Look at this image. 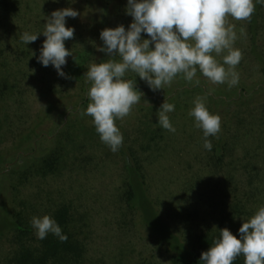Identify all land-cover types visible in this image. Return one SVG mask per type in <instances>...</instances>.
<instances>
[{"label":"rangeland","instance_id":"374dc122","mask_svg":"<svg viewBox=\"0 0 264 264\" xmlns=\"http://www.w3.org/2000/svg\"><path fill=\"white\" fill-rule=\"evenodd\" d=\"M126 6L127 0H0V152L6 153L0 213L19 211L30 226L21 237L14 231L0 237V264H24L16 257L25 250L34 256L25 264H172V252L142 224L140 212L126 204L124 158L130 154L140 159L147 194L159 215L180 238L212 234L219 227L229 230L230 224L235 226L229 231L239 238L242 222L264 206V26L253 48L247 21L227 18L235 26L233 48L242 53L234 86L213 84L197 70L191 82L179 74L170 85L152 91L135 72H126L123 79L135 80L144 95L126 117L116 118L123 142L113 152L92 117L82 113L90 103L89 66L120 59L98 48L103 29L123 25L128 30L133 18ZM68 7L80 14L65 18V26L74 29V37L64 42L73 57L62 66L70 79L37 60L45 40L44 17ZM23 33L41 34L26 45ZM141 38L149 39L143 32ZM226 54L213 56L228 70L222 59ZM197 97L221 118L219 133L206 138L210 151L203 130L189 115ZM163 102L174 105L167 115L175 132L158 123ZM26 131L29 140H20ZM46 151L58 154L57 168L40 175L33 163ZM62 206L68 210L77 254L37 262L40 239L31 220L54 219Z\"/></svg>","mask_w":264,"mask_h":264},{"label":"clouds","instance_id":"9594fccd","mask_svg":"<svg viewBox=\"0 0 264 264\" xmlns=\"http://www.w3.org/2000/svg\"><path fill=\"white\" fill-rule=\"evenodd\" d=\"M254 10L253 0H127L126 14L133 18L128 30L123 25L103 29L100 32L103 46L98 48L108 57L120 59L94 61L86 74L91 81L90 103L86 113L82 114L92 117L102 142L113 152L120 148L123 136L115 120L126 117L144 95L137 90L135 80L123 79L128 71L135 72L152 91L170 85L179 74L191 82L197 70L213 84L236 85L239 76L234 69L242 53L233 48L235 26L228 25L227 18L250 21ZM78 15L76 10L68 7L44 17L42 34L45 40L37 60L44 67L51 64L57 74L66 79L71 77L66 76L62 66L67 63L66 57H73V54L65 48L64 42L74 37V29L65 26V18ZM142 32L149 39H142ZM39 34L23 33L21 39L27 45L35 42ZM224 52L227 54L222 59L228 70L213 56V53ZM173 110V104L163 102L157 111L159 125L171 132H175V128L167 113ZM189 115L195 118L196 127L203 130L204 147L210 151L212 144L206 138L219 133L220 116L210 114L200 97L195 99ZM31 224L38 239L52 233L61 242L67 240L56 221L48 215L33 217ZM218 231L219 238H214L213 245L201 253L203 264H233L240 255L244 257V264H264V206L242 222L239 238L227 228Z\"/></svg>","mask_w":264,"mask_h":264},{"label":"trees","instance_id":"16d2710c","mask_svg":"<svg viewBox=\"0 0 264 264\" xmlns=\"http://www.w3.org/2000/svg\"><path fill=\"white\" fill-rule=\"evenodd\" d=\"M253 3L255 4L254 13L250 21H246L249 40L252 47L255 48L259 29L264 26V0H253ZM262 61L264 62V60ZM30 136L31 132L26 131L21 134L19 139L27 141ZM19 139L17 143L20 141ZM15 147L19 148L18 144ZM5 156L6 153L0 152V168L5 161ZM58 159L59 156L54 151L42 153L33 163L35 172L40 175H46L55 171ZM124 164L127 174L126 204L129 208L140 212L142 224L158 239L160 244L172 252V264H203L200 261L201 253L207 251L213 245L214 238H219L220 233L218 230L221 227L212 234L200 233L188 239L180 238L159 215L153 201L147 194L140 159L133 154H130V156L126 155ZM4 211L6 213H0V237L8 231L16 232L18 237L26 235L30 231L29 221L22 216L21 212L9 214L6 208ZM54 220L61 228L62 234L67 236V240L61 242L59 237L48 233L46 238L40 239V254L36 255L37 262L45 263L50 259L62 256L71 257L77 254V243L68 230L69 216L67 207L58 208L54 214ZM233 227L230 224L229 230H232ZM29 260L34 261V256L29 250L20 251L16 257V262L18 263L25 264ZM233 264H244L243 255L238 256L233 261Z\"/></svg>","mask_w":264,"mask_h":264}]
</instances>
